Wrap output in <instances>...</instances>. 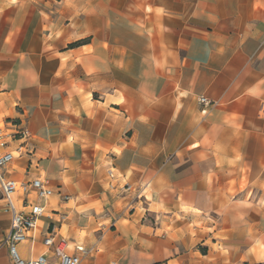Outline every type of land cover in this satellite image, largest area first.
<instances>
[{
    "label": "crops",
    "instance_id": "crops-1",
    "mask_svg": "<svg viewBox=\"0 0 264 264\" xmlns=\"http://www.w3.org/2000/svg\"><path fill=\"white\" fill-rule=\"evenodd\" d=\"M7 119L36 149L4 176L54 191L23 258L52 222L81 264H264V0H0Z\"/></svg>",
    "mask_w": 264,
    "mask_h": 264
},
{
    "label": "built area",
    "instance_id": "built-area-1",
    "mask_svg": "<svg viewBox=\"0 0 264 264\" xmlns=\"http://www.w3.org/2000/svg\"><path fill=\"white\" fill-rule=\"evenodd\" d=\"M199 102L207 104L208 100L200 96ZM35 149L32 134L27 127L22 126L14 119H7L0 123V197L5 200L10 213L9 231L4 238L10 262L12 264H81L83 258L97 249L69 241L62 236L58 237L52 222L47 225L42 241L47 250L46 253L25 259L19 252L18 244L29 238V232L36 229L38 218L45 213L44 202L54 194V191L41 178H34L24 183L6 178L3 169L15 158L25 157L31 164V157L35 153ZM107 175L111 180L108 184L110 189L118 190L121 193L133 190V187L126 182L121 186L113 183L112 180L115 179V176L112 169L107 171ZM18 191L22 196V206L27 207L26 211L18 210L14 204L13 194ZM137 194L139 199L143 198L140 192ZM62 197L67 200L69 195H62ZM56 212L58 213V211ZM59 218L62 219L64 216L60 215ZM49 254L55 257V262L49 259Z\"/></svg>",
    "mask_w": 264,
    "mask_h": 264
},
{
    "label": "bare ground",
    "instance_id": "bare-ground-1",
    "mask_svg": "<svg viewBox=\"0 0 264 264\" xmlns=\"http://www.w3.org/2000/svg\"><path fill=\"white\" fill-rule=\"evenodd\" d=\"M14 195V194H13Z\"/></svg>",
    "mask_w": 264,
    "mask_h": 264
}]
</instances>
